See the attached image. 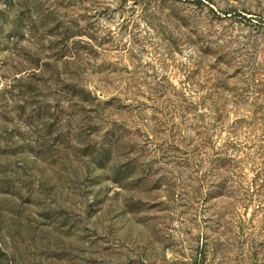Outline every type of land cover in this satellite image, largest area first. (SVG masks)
I'll use <instances>...</instances> for the list:
<instances>
[{
	"label": "rangeland",
	"instance_id": "obj_1",
	"mask_svg": "<svg viewBox=\"0 0 264 264\" xmlns=\"http://www.w3.org/2000/svg\"><path fill=\"white\" fill-rule=\"evenodd\" d=\"M0 264H264V0H0Z\"/></svg>",
	"mask_w": 264,
	"mask_h": 264
}]
</instances>
